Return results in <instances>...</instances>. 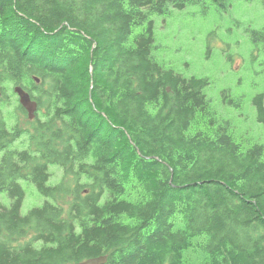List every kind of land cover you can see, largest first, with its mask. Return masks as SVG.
I'll use <instances>...</instances> for the list:
<instances>
[{
	"label": "trees",
	"instance_id": "16d2710c",
	"mask_svg": "<svg viewBox=\"0 0 264 264\" xmlns=\"http://www.w3.org/2000/svg\"><path fill=\"white\" fill-rule=\"evenodd\" d=\"M205 1L0 0V264H264V146L152 56L150 15ZM251 104L264 126V90ZM24 180L46 200L23 216Z\"/></svg>",
	"mask_w": 264,
	"mask_h": 264
},
{
	"label": "rangeland",
	"instance_id": "374dc122",
	"mask_svg": "<svg viewBox=\"0 0 264 264\" xmlns=\"http://www.w3.org/2000/svg\"><path fill=\"white\" fill-rule=\"evenodd\" d=\"M263 1L234 0L227 9L217 10L206 0L182 9L170 8L164 14L152 13L149 19L153 22L154 59L183 78L207 79L209 84L203 93L216 115L231 122L234 138H251L264 146V126L256 120L251 104L252 97L264 90V54L253 51L247 32L264 28ZM224 90H230L231 98L241 97L239 108L223 102ZM16 97L11 100L10 110L16 105ZM27 121L26 112L18 114L21 127L26 128ZM48 170L47 185H57L62 171L56 165H50ZM20 185L25 193L20 210L24 216L30 209L40 207L46 198L29 181H20ZM0 203L9 207L10 199L5 193L0 194ZM188 257L200 259L192 253Z\"/></svg>",
	"mask_w": 264,
	"mask_h": 264
},
{
	"label": "water",
	"instance_id": "95a60500",
	"mask_svg": "<svg viewBox=\"0 0 264 264\" xmlns=\"http://www.w3.org/2000/svg\"><path fill=\"white\" fill-rule=\"evenodd\" d=\"M13 92L16 94L18 98L19 105L26 112L27 119L29 121L34 120L37 112L36 102L31 99L28 92H26L21 86H15L13 88ZM105 263H106V257H99V258L89 259L80 264H105Z\"/></svg>",
	"mask_w": 264,
	"mask_h": 264
},
{
	"label": "bare ground",
	"instance_id": "6f19581e",
	"mask_svg": "<svg viewBox=\"0 0 264 264\" xmlns=\"http://www.w3.org/2000/svg\"><path fill=\"white\" fill-rule=\"evenodd\" d=\"M260 2H262V1H260ZM152 17V16H151ZM133 39V38H132ZM94 43V42H93ZM156 45V44H155ZM154 46V45H153ZM152 47V46H151ZM159 49V48H158ZM86 91H87V89H85ZM10 94V93H9ZM16 99V98H15ZM99 100V99H98ZM107 101V100H106ZM14 115V114H13ZM13 117V116H12ZM8 118V117H7ZM15 132V131H14ZM27 138V137H26ZM21 140V139H20ZM27 141H29V140H27ZM21 143V142H20ZM22 143H23V141H22ZM20 147V146H19ZM5 203V202H4ZM25 203V202H24ZM25 205V204H24ZM22 213V212H21ZM194 250V249H193ZM117 252V251H116ZM100 257H106V256H100ZM97 258H99V257H97ZM90 259H94V258H90ZM87 260H89V259H87ZM87 260H85V261H87ZM106 261H107V257H106ZM190 261V260H189ZM82 262H84V261H82ZM81 262V263H82ZM80 264V263H79Z\"/></svg>",
	"mask_w": 264,
	"mask_h": 264
}]
</instances>
